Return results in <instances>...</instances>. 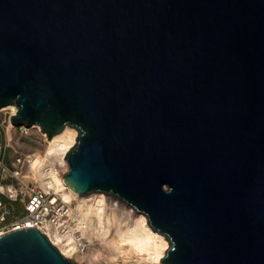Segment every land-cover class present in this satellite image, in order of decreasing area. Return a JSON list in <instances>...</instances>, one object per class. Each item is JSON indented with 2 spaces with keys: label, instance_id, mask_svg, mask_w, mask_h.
I'll use <instances>...</instances> for the list:
<instances>
[{
  "label": "water",
  "instance_id": "water-1",
  "mask_svg": "<svg viewBox=\"0 0 264 264\" xmlns=\"http://www.w3.org/2000/svg\"><path fill=\"white\" fill-rule=\"evenodd\" d=\"M7 104L76 127L66 182L146 213L167 264H264V0H0ZM0 264L81 263L26 226Z\"/></svg>",
  "mask_w": 264,
  "mask_h": 264
},
{
  "label": "bare ground",
  "instance_id": "bare-ground-1",
  "mask_svg": "<svg viewBox=\"0 0 264 264\" xmlns=\"http://www.w3.org/2000/svg\"><path fill=\"white\" fill-rule=\"evenodd\" d=\"M0 111L11 112V115L7 116L9 128L16 127V125L20 128V125L13 121V116L18 112L17 105L0 106ZM33 130L40 133L45 139L46 145L44 150L37 151L32 156L25 179H32L45 188H53L56 195L62 199L66 208V213L62 215L63 219L55 224H47L43 229L66 256L77 262L85 261L84 264H123L124 258L115 262L112 260V256L116 255L113 245L117 230L120 232L133 230L143 232L144 229L139 223V218L144 216L147 219L148 227L153 232H159L152 226L146 213L137 210L127 201L105 192H91L82 195L66 182L65 175L69 169L68 152L76 144L79 134L76 127L66 125L59 132L50 136L40 125H25V130L19 131V134L31 133ZM37 159L42 161V165L34 163ZM50 184L51 187H49ZM101 199L106 205L105 215L111 220L113 227V234L107 240H104L102 233L97 232L94 225L90 223L92 218L85 215L90 207H99L98 201ZM85 223L89 224V228L85 229L86 234L82 237L80 232L75 229L78 225L83 228ZM159 234L163 235L170 244V240L165 234L161 232ZM89 240L92 242L89 243ZM136 259L133 257L129 264H135ZM161 264L167 263L163 259Z\"/></svg>",
  "mask_w": 264,
  "mask_h": 264
},
{
  "label": "built area",
  "instance_id": "built-area-1",
  "mask_svg": "<svg viewBox=\"0 0 264 264\" xmlns=\"http://www.w3.org/2000/svg\"><path fill=\"white\" fill-rule=\"evenodd\" d=\"M6 113L8 117L11 115L10 111ZM7 116L2 122H8ZM2 122L0 119V130L4 127ZM15 128L21 132L25 130V125H20V128L16 125ZM22 135L19 134V137ZM6 138V142L0 140V235L19 227L37 226L49 236L43 227L62 220V215L66 213L65 205L53 188L25 179L23 169L30 165L29 155L17 152L10 163L5 160L6 147L13 137L6 133ZM17 201L24 204L25 212L12 217L14 202Z\"/></svg>",
  "mask_w": 264,
  "mask_h": 264
},
{
  "label": "clouds",
  "instance_id": "clouds-1",
  "mask_svg": "<svg viewBox=\"0 0 264 264\" xmlns=\"http://www.w3.org/2000/svg\"><path fill=\"white\" fill-rule=\"evenodd\" d=\"M34 163L42 165L40 159L35 160ZM49 187H51V184ZM162 189L168 194L172 192L166 186H162ZM98 203L99 207H90L85 215L92 218L90 223L94 225L97 232L102 233L103 239L107 240L113 234L112 222L105 215L106 205L104 200L101 199ZM139 223L143 226V232L137 230L120 232L117 230L113 245L116 255L112 256V260L115 262L120 258H124L123 264H129V261L136 257L135 264H161V260L169 255V251L175 250L174 242L170 246L163 235L159 232H153L148 227L147 219L144 216L139 218ZM88 228L89 224L85 223L83 228L78 225L75 231L80 232L83 237L86 234L85 229ZM91 242L89 240V243Z\"/></svg>",
  "mask_w": 264,
  "mask_h": 264
},
{
  "label": "rangeland",
  "instance_id": "rangeland-1",
  "mask_svg": "<svg viewBox=\"0 0 264 264\" xmlns=\"http://www.w3.org/2000/svg\"><path fill=\"white\" fill-rule=\"evenodd\" d=\"M7 116V113L4 111H0V119L1 122L4 120V118ZM4 127L0 130V140H3L6 142V133L9 135H12V140L9 141L8 146L6 147L5 152V160L10 163V161L13 159L14 155L17 152H20L24 155H29L31 158L37 151H42L45 149L46 141L45 139L38 133L36 130H33L31 133L23 134L19 137V131L15 128H9L8 122H2ZM1 126V125H0ZM29 166H25L23 171L24 174H28ZM14 213L12 217L21 215L25 212L24 204L17 201L14 202ZM79 263L84 264V262Z\"/></svg>",
  "mask_w": 264,
  "mask_h": 264
}]
</instances>
